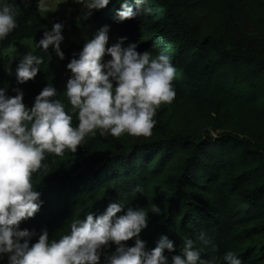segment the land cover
I'll return each mask as SVG.
<instances>
[{
  "label": "trees",
  "instance_id": "trees-1",
  "mask_svg": "<svg viewBox=\"0 0 264 264\" xmlns=\"http://www.w3.org/2000/svg\"><path fill=\"white\" fill-rule=\"evenodd\" d=\"M148 6L150 14L118 22L119 4L110 0L81 18L96 31L108 25L116 32L114 43L126 37V47L130 35L144 37L135 43L137 52L157 47L168 54L175 68L173 101L157 109L148 137L97 132L75 153L48 154L42 162L47 168L32 177L43 204L20 227L36 231L30 243L44 228L50 239H59L72 219L100 214L110 202L146 210L154 203L161 214L149 210L140 233L147 248L167 235L178 254L184 238H191L201 258L215 256L224 264L230 250L243 264H264V0H149ZM15 7L18 27L0 41V88L9 95L21 88L30 107L51 83L70 108L63 95L66 64L86 38L61 47L63 60L49 48V59L35 44L60 19L49 22L37 11V0H15ZM25 39L44 63L34 79L17 84L19 60L4 51ZM137 184L142 193H133ZM200 232L208 245L196 239Z\"/></svg>",
  "mask_w": 264,
  "mask_h": 264
},
{
  "label": "clouds",
  "instance_id": "clouds-1",
  "mask_svg": "<svg viewBox=\"0 0 264 264\" xmlns=\"http://www.w3.org/2000/svg\"><path fill=\"white\" fill-rule=\"evenodd\" d=\"M74 2L82 6L87 18L94 10L104 9L110 0ZM117 3L118 22L152 12L149 0H134V6L129 0ZM37 11L50 12L47 0H37ZM18 15L15 0H0V41L18 27ZM63 28L62 23L55 22L36 41L35 47L49 59V48L64 59ZM125 39L120 37L106 46L109 26L103 25L85 40L78 53H73L66 64L70 75L63 91L70 108L57 98L59 93L51 83L39 91L30 107L23 102L21 88L12 89L15 95L0 88V261L6 258L7 264H219L215 256L201 258L191 238H184L178 254H172L176 245L167 235L159 236L155 246L147 248L140 233L147 227L149 210L161 214L154 203L146 210L126 207L119 200L110 202L100 214L89 212L83 219H72L70 231L59 239H50L44 228L30 243L36 231L20 227L43 204L32 177L47 168L42 162L48 154L63 156L65 150L75 153L85 137H95L97 132L105 137L124 133L148 137L157 123V109L173 101L175 68L171 57L163 51L155 56L147 50L137 52L135 43L124 47ZM106 55L110 59L104 60ZM43 63L44 58L32 50L24 54L15 69L17 84L34 79ZM132 191L142 193L143 188L137 184ZM196 239L205 245L210 243L204 232ZM129 240L134 241L131 246L125 243ZM165 250L171 255H166ZM222 260L224 264H243L230 250Z\"/></svg>",
  "mask_w": 264,
  "mask_h": 264
},
{
  "label": "rangeland",
  "instance_id": "rangeland-1",
  "mask_svg": "<svg viewBox=\"0 0 264 264\" xmlns=\"http://www.w3.org/2000/svg\"><path fill=\"white\" fill-rule=\"evenodd\" d=\"M47 3L50 12H42V14H47L49 16V22H52L57 18L60 19V23L64 25L62 30L64 41L62 42L61 47H66L72 42L77 43L82 38L90 39L96 32V29H90L89 25L83 22L81 15H85V10L82 9L80 4L75 3L74 0H47ZM116 37V32L109 30V41L106 46H111L116 41ZM140 39H144V37L130 35L129 44L138 43ZM33 47L32 40L25 39L17 45L9 46L4 51V54L13 59L20 60L24 54L33 50ZM149 52L155 56L161 51L157 47H151ZM107 59H110V57L106 55L104 60Z\"/></svg>",
  "mask_w": 264,
  "mask_h": 264
}]
</instances>
